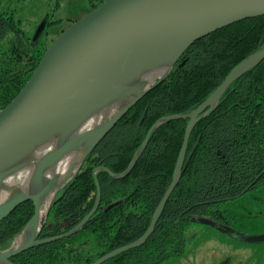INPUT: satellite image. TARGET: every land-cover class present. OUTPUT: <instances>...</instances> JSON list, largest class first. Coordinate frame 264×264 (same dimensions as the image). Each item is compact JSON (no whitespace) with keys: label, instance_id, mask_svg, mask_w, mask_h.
<instances>
[{"label":"trees","instance_id":"1","mask_svg":"<svg viewBox=\"0 0 264 264\" xmlns=\"http://www.w3.org/2000/svg\"><path fill=\"white\" fill-rule=\"evenodd\" d=\"M95 8L103 0H90ZM0 0V110L23 89L45 51L46 21L35 37L25 29L24 6ZM8 5V6H7ZM43 22V21H42ZM38 29V25H37ZM264 47V16L245 19L194 42L166 78L152 86L87 155L57 194L40 240L66 235L98 210L76 232L38 244L18 264H92L107 253L139 240L168 191L189 118L159 124L132 170L125 172L149 131L161 119L198 109L230 72ZM264 185V60L237 78L214 111L194 127L180 181L145 244L103 264H161L182 255L185 230L200 217L222 224L223 205ZM116 203L113 207L110 205ZM26 201L0 221V250L13 244L34 214Z\"/></svg>","mask_w":264,"mask_h":264},{"label":"water","instance_id":"2","mask_svg":"<svg viewBox=\"0 0 264 264\" xmlns=\"http://www.w3.org/2000/svg\"><path fill=\"white\" fill-rule=\"evenodd\" d=\"M258 16H264V0H103L89 13L73 22L50 44L20 93L0 110V189L7 174L5 168L16 164L42 138L74 125L117 98L125 91L126 84L135 82L143 74L172 64L165 76L140 86L137 95L96 130L83 164L87 155L123 116L153 85L166 78L194 42L233 23ZM45 27L44 20L35 37ZM263 60L264 47L238 64L198 109L187 115L165 117L156 123L125 172L115 174L106 167L100 168L117 178L127 175L147 146L152 131L159 124L175 118H189L173 181L156 209L149 229L139 240L107 253L92 264H103L122 252L146 243L181 179L194 127L214 111L225 91L237 78ZM87 136L84 133L79 137H70L45 155L29 184L30 187L34 185L41 189L45 170L79 139ZM21 168L22 166H16L11 171ZM75 174L66 180L61 189ZM96 183L99 196L92 212L71 232L46 240H39L38 237L61 189L56 193L46 217L43 218L40 203L43 191L25 194L18 188V195L0 205V221L22 203L33 201L35 211L32 219L18 236L29 226H39V230L33 240L20 247H14V241L11 247L0 250V264H14L11 258L38 244L58 240L80 229L98 210L101 188L97 177ZM196 221L225 233L233 232L208 217H200ZM246 240L261 242L264 241V234L247 236Z\"/></svg>","mask_w":264,"mask_h":264},{"label":"rangeland","instance_id":"3","mask_svg":"<svg viewBox=\"0 0 264 264\" xmlns=\"http://www.w3.org/2000/svg\"><path fill=\"white\" fill-rule=\"evenodd\" d=\"M12 6L16 8L24 6L22 18L25 22L24 27L30 34L34 33L37 25L39 27L44 20L50 18L60 20L48 29L46 44L49 46L73 22L93 9L90 0H12ZM19 193L18 188L3 184L0 189V205ZM253 194L255 193H246L236 201H229L223 205L227 214L233 217L231 228L247 235L264 232V203L251 207L250 204L255 203V200L251 199ZM259 209L262 211L259 212ZM249 210L253 211L249 213ZM185 236L186 249L183 255L172 257L161 264H223V259L226 258L220 255L223 250L229 253L228 258L232 262L235 259V264H242V256H237V253L229 250L232 247H242L243 244L233 240L228 233L216 227L194 221L187 226Z\"/></svg>","mask_w":264,"mask_h":264},{"label":"bare ground","instance_id":"4","mask_svg":"<svg viewBox=\"0 0 264 264\" xmlns=\"http://www.w3.org/2000/svg\"><path fill=\"white\" fill-rule=\"evenodd\" d=\"M171 67L172 64L169 63L166 66L154 69L152 72L143 74L135 82L126 84L125 91L117 98L107 102L74 125L64 127L42 138L16 164L5 168L7 174L4 184L11 188H20L25 194H37L43 191L40 203L42 205V217L45 218L56 193L81 166L96 130L132 100L137 95L140 86L165 76ZM84 133L88 134L86 138L79 139L70 150L45 170L41 189L45 187H48V189H37L34 185L31 188L29 184L33 181L38 166L45 155L57 148L64 140L70 137H79ZM16 166H22V168L11 171ZM38 230L39 226H29L23 234L17 237L14 247H20L24 243L33 240Z\"/></svg>","mask_w":264,"mask_h":264},{"label":"flooded vegetation","instance_id":"5","mask_svg":"<svg viewBox=\"0 0 264 264\" xmlns=\"http://www.w3.org/2000/svg\"><path fill=\"white\" fill-rule=\"evenodd\" d=\"M250 193H255V194H253V197L251 198L252 200H255V203L250 204L251 207L260 206L264 203V185L258 186L256 189L250 191ZM239 198H237V199H239ZM237 199L231 200V201H236ZM252 211L253 210H249V213H251ZM261 211L262 210L259 209V212H261ZM232 219H233V217L228 215L227 210H226V213H225L223 219L221 220V222L225 227H227L233 231V232L228 233L230 235V237L233 240L243 244V246L239 247V248L238 247H232V248H230L229 252L233 251V252L237 253V256L238 255L242 256V264H264V241L248 242L246 240L247 236L257 235V234L247 235V234L243 233L242 231L233 230L231 228L232 224H233L231 221ZM259 234H264V232L259 233ZM25 252H23V253H25ZM23 253H21V254H23ZM21 254L11 258V261L14 263V261L18 262L19 260H21V258H22V256H20ZM220 255L221 256L224 255V257H226L225 259H223V262H222L223 264H235L236 260L234 259L232 262L231 259L228 258L229 253H227V251L223 250L222 252H220ZM179 256H181V255H179ZM14 264H16V263H14ZM18 264H20V263H18Z\"/></svg>","mask_w":264,"mask_h":264}]
</instances>
